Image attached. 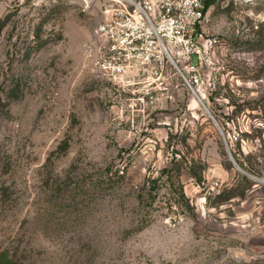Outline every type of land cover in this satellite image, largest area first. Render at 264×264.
I'll return each mask as SVG.
<instances>
[{
	"label": "rangeland",
	"instance_id": "374dc122",
	"mask_svg": "<svg viewBox=\"0 0 264 264\" xmlns=\"http://www.w3.org/2000/svg\"><path fill=\"white\" fill-rule=\"evenodd\" d=\"M109 4L0 0L5 264H264V0L212 1L193 88L96 69Z\"/></svg>",
	"mask_w": 264,
	"mask_h": 264
},
{
	"label": "built area",
	"instance_id": "2783aa9c",
	"mask_svg": "<svg viewBox=\"0 0 264 264\" xmlns=\"http://www.w3.org/2000/svg\"><path fill=\"white\" fill-rule=\"evenodd\" d=\"M109 5L86 48L96 69L112 79L143 77L152 84L170 62L192 88L201 83L197 34L207 18L206 0H110ZM184 71L193 74L190 80Z\"/></svg>",
	"mask_w": 264,
	"mask_h": 264
},
{
	"label": "trees",
	"instance_id": "16d2710c",
	"mask_svg": "<svg viewBox=\"0 0 264 264\" xmlns=\"http://www.w3.org/2000/svg\"><path fill=\"white\" fill-rule=\"evenodd\" d=\"M212 1H213V0H206V8H207V9H208V7L212 4ZM232 154H233L235 160L237 161V163H238L241 167L245 168V169L248 170V171H251L250 166H249V167L246 166V164H245L243 161H241L240 158L236 157V155H235L234 153H232ZM178 161H179V159L177 158V156H173V160H172V162H173V167H172V170H174V165H178ZM172 170H171V171H172ZM178 174H179V173H178ZM193 174L196 176L195 172H193ZM171 176H172V175H171ZM196 177H197V176H196ZM10 256H11L12 258L15 257L13 254H11V251H9V250L2 251V250H1V251H0V264H5V263H6V260H7Z\"/></svg>",
	"mask_w": 264,
	"mask_h": 264
},
{
	"label": "water",
	"instance_id": "95a60500",
	"mask_svg": "<svg viewBox=\"0 0 264 264\" xmlns=\"http://www.w3.org/2000/svg\"><path fill=\"white\" fill-rule=\"evenodd\" d=\"M194 93L196 94L197 98L199 99V101L201 102V104L205 107V110L206 112L209 114V116L212 118V120L214 121V123L216 124L217 128L220 130L222 136H223V140H224V143H225V146L227 148V153L229 155V157L231 158V160L234 162V164L240 168L243 172H245L241 167L240 165L236 162L230 148H229V145H228V142H227V139H226V136L223 132V129L221 127V125L219 124V122L216 120V118L214 117V115L212 114L211 110L208 108V106L205 104V102L203 101V99L196 93V91H194ZM247 173V172H245ZM259 181L263 182L264 183V180L263 179H258Z\"/></svg>",
	"mask_w": 264,
	"mask_h": 264
},
{
	"label": "bare ground",
	"instance_id": "6f19581e",
	"mask_svg": "<svg viewBox=\"0 0 264 264\" xmlns=\"http://www.w3.org/2000/svg\"><path fill=\"white\" fill-rule=\"evenodd\" d=\"M196 95V94H195ZM197 97V96H196ZM205 108V107H204Z\"/></svg>",
	"mask_w": 264,
	"mask_h": 264
}]
</instances>
